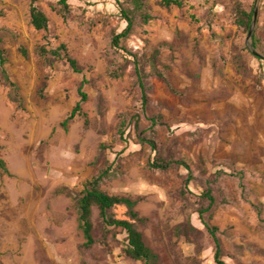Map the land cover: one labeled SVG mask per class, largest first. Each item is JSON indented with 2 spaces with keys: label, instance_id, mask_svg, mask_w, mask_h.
Instances as JSON below:
<instances>
[{
  "label": "rangeland",
  "instance_id": "obj_1",
  "mask_svg": "<svg viewBox=\"0 0 264 264\" xmlns=\"http://www.w3.org/2000/svg\"><path fill=\"white\" fill-rule=\"evenodd\" d=\"M181 1L145 0L152 19L144 24L132 1L121 0L137 15L122 44L146 71L145 107L132 57L112 46L125 26L114 0H72L68 12L58 0H38L50 19L40 31L30 23V0H0L9 54L8 80L0 68V159L9 169L0 176V264H144L126 254V232L106 227L97 207L96 242L83 246L80 191L106 168L99 187L137 200L145 220L136 225L154 264H217L204 223L218 228L226 264H264V57L253 55V36L235 23L236 9H254L256 0ZM253 35L264 55V0ZM62 43L80 73L38 51ZM83 78L87 116L65 129ZM141 137L157 142L159 156L190 166L191 191L183 165L151 168L147 144L123 150L126 139ZM207 190L213 202L201 194ZM126 211L111 210L118 218Z\"/></svg>",
  "mask_w": 264,
  "mask_h": 264
},
{
  "label": "trees",
  "instance_id": "obj_2",
  "mask_svg": "<svg viewBox=\"0 0 264 264\" xmlns=\"http://www.w3.org/2000/svg\"><path fill=\"white\" fill-rule=\"evenodd\" d=\"M72 0H58V4L61 6L65 12H68L70 9V2ZM117 6L120 9L121 16L125 21V26L120 32H116L112 39V46L117 50H122L125 52L126 55L132 57L135 63V69L138 75L139 83L142 88V100L145 107L148 106V92L150 91L149 87L146 84V71L144 68L141 67V60L140 58L133 52L129 51L125 46H123L122 42L125 39H128L130 35L133 33V29L136 25V16L133 10L139 11V16L142 19L144 24H148L152 16L148 14L146 11V6L144 1L145 0H131L134 8L133 10H128L127 8L123 7L121 0H114ZM96 3V2H94ZM161 3L165 6L176 5L177 7H182L183 3L181 0H161ZM251 6L250 10H245L243 8L236 9V20L235 23L244 28L246 32L249 31L250 26L252 24L254 9ZM29 17L30 23L36 30H48L50 26V19L38 3V0H30L29 3ZM253 46L256 47V40L255 36L253 35ZM19 51L22 53L23 56L28 55V51L24 46L19 47ZM38 51L42 55L49 54L54 59H65L66 62L70 65L74 72L80 73L82 68H80L77 60L73 58L66 46V44L62 43L57 48L48 50L44 46H40ZM8 52L7 50L2 47V37L0 36V68L3 75L8 80V73L6 71V63L8 62ZM254 55V54H253ZM255 56V55H254ZM258 59H262V57H257ZM45 80H48L46 77ZM87 83V79L83 78L81 85L78 88V94L80 99L75 103L73 108L71 109L68 116L61 122V126L67 129L68 124L77 118L78 115L83 114L85 117L87 116L86 113L83 112L82 105L84 102L87 101L88 94L84 90V86ZM45 87V85H44ZM42 88V90L44 89ZM162 115H153L152 122L159 123L161 122ZM126 124V122H123ZM125 126V125H124ZM120 134L124 137V130H121ZM127 146L123 148V150H127L132 148V144L134 145H149L151 154L149 159V166L155 169H169L173 166H180L183 165L188 171L189 175L186 181V187L189 191H191L190 184L192 183V172L189 165L186 164L183 160L173 159V158H164L159 156L157 142L153 139H148L146 137H141L138 143H134L128 141L126 139ZM110 170L108 168L101 170L99 174L93 177L91 180H87L83 188L80 191V198H79V222L80 227L83 231V235L85 237V242L83 246L86 248H90L92 245L95 244L96 240L93 235L94 225L91 219L92 216V209L93 207H97L99 210V216L106 227H117L121 228L127 234V249L125 250L126 254L136 260H142L144 264H154V259H156L157 255L153 252V250L145 243L143 238V233L138 230L136 223L143 222L145 220L144 217L139 215L138 210L136 209L137 200L127 197V196H120V195H111L107 192L100 189L99 184L101 180L107 175ZM3 173H9V169L6 165V162L3 159H0V176ZM211 191H203L201 194L205 197H208L211 202L214 201V198L211 196ZM123 205L127 208V218H118L112 212V208L115 206ZM204 212V211H202ZM201 212V215H202ZM202 217V216H201ZM211 235L213 236L215 242V262L217 264H226V262L222 259V247L219 238L216 235L217 227H212L207 223H204Z\"/></svg>",
  "mask_w": 264,
  "mask_h": 264
},
{
  "label": "water",
  "instance_id": "obj_3",
  "mask_svg": "<svg viewBox=\"0 0 264 264\" xmlns=\"http://www.w3.org/2000/svg\"><path fill=\"white\" fill-rule=\"evenodd\" d=\"M259 2L260 0H256V4L254 7V15H253V20H252V24L250 26L249 32H248V40H250L253 36L254 33V29L257 23V19H258V11H259ZM249 49L253 52V54L257 57H264V55H262L259 51H257L254 46L252 44L249 45Z\"/></svg>",
  "mask_w": 264,
  "mask_h": 264
},
{
  "label": "crops",
  "instance_id": "obj_4",
  "mask_svg": "<svg viewBox=\"0 0 264 264\" xmlns=\"http://www.w3.org/2000/svg\"><path fill=\"white\" fill-rule=\"evenodd\" d=\"M229 101H233V103H234L235 105H237V106H240V105H241L239 102H237V101H235V100H229ZM246 105H250V104L247 103Z\"/></svg>",
  "mask_w": 264,
  "mask_h": 264
}]
</instances>
